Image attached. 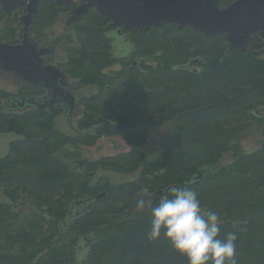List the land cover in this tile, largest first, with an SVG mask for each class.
Returning <instances> with one entry per match:
<instances>
[{
	"label": "trees",
	"instance_id": "trees-1",
	"mask_svg": "<svg viewBox=\"0 0 264 264\" xmlns=\"http://www.w3.org/2000/svg\"><path fill=\"white\" fill-rule=\"evenodd\" d=\"M232 1L221 0V6ZM56 8L43 3L42 25L51 23ZM109 21L91 10L78 30L83 50L70 64L77 72L84 60L82 81L100 88L82 100L85 115L75 135L53 126L57 104H0V132L19 136L0 156V264H188L163 235L148 238L150 207L173 187L190 188L204 212L217 213L220 238L236 234V264H264V142L210 169L236 132L260 123L254 114L264 106L259 36L251 38L247 52H228L222 37L204 38L190 27L133 32V48L146 58L134 69L112 54L105 35ZM194 57L202 60L199 70L182 69ZM115 64L122 69L105 71ZM23 90L31 95L43 89L22 85L17 95L0 89V99L30 97ZM148 122L164 124V135L171 127L177 133L166 135V148L145 162L140 145L146 134L139 125ZM123 123L135 126L117 130ZM103 135L120 136L129 150L73 168L81 159L78 145H94ZM105 170L140 172L111 185ZM143 190L149 193L146 207L138 211Z\"/></svg>",
	"mask_w": 264,
	"mask_h": 264
},
{
	"label": "water",
	"instance_id": "water-1",
	"mask_svg": "<svg viewBox=\"0 0 264 264\" xmlns=\"http://www.w3.org/2000/svg\"><path fill=\"white\" fill-rule=\"evenodd\" d=\"M40 1L29 0L27 4L28 14L23 17L25 26L21 32L23 40L0 43V67L3 71L17 75L22 83L47 89L50 98L41 102L25 97L5 107L20 109L32 105L49 109L58 102L64 104L70 116L76 108L77 96L67 91L66 75L55 65L44 64L43 55L49 54L51 49H40L28 37L32 16H36ZM70 1L56 0V3L68 5ZM0 3L7 12L22 4L19 0H0ZM91 7L108 17L111 20L110 26L122 27L127 31L136 29L146 33L151 28L174 23L178 29L189 26L205 38L223 36L228 52H247L251 38L259 35L264 52V0H235L224 8L219 6V0H86L79 15ZM133 126L134 123H123L118 124L116 129ZM72 167L81 170L83 161H73ZM104 195L105 192L97 198Z\"/></svg>",
	"mask_w": 264,
	"mask_h": 264
},
{
	"label": "rangeland",
	"instance_id": "rangeland-1",
	"mask_svg": "<svg viewBox=\"0 0 264 264\" xmlns=\"http://www.w3.org/2000/svg\"><path fill=\"white\" fill-rule=\"evenodd\" d=\"M79 29L80 27L71 29L66 24L64 13H59L55 17V20L46 27L42 28L40 22L37 23L35 29L36 33L42 32L45 35L46 41L54 42L55 51L51 54L49 59L53 63L58 62L62 65L65 73L67 74V79L70 82L68 88L71 90V92L78 94L81 97L80 104L70 116L67 114L66 107H64L62 104L57 105V113L53 117L52 123L56 129L67 135H75L79 131L77 129L78 121L85 115V105L82 103V100L86 97L96 94L100 88L97 83L82 81L80 76L82 72L80 68L86 63L84 60H82L81 64L77 67V72L70 64V58H72L74 55H78L77 53L79 52L82 53L83 50L82 42L78 39L77 32H79ZM67 35H70L71 39L63 38L67 37ZM74 35H76L77 38ZM121 69V65L115 64L107 68L105 71L109 72L111 70ZM76 73H79V75ZM22 85L26 86L27 84L21 83L18 76L16 77V75L13 73L0 70V89H4L17 95L19 92V87ZM47 94L48 93L46 90H42L39 91V93L36 92L31 95L27 94L26 91L23 90L24 96L35 97L38 101L43 100L41 98ZM9 99L10 98L0 99V104H9ZM258 111L264 113V110L259 109ZM139 127L143 128L146 134L145 141L140 145V151L143 153L145 162H150L156 159L162 150L166 148V135L167 137L173 138V135L177 133V129L170 126L171 128H167V134L165 133L164 135V124L156 125L148 122L139 125ZM240 130L241 131L236 132L235 136L229 141V150L224 153L220 159L210 167V169H218L231 162L234 158V155L250 153L253 150L259 148L262 142H264V124L253 122L248 126H244ZM18 137L19 136L13 132H0V156L6 154L10 141ZM127 150H129V147L125 144V141L117 135H103L96 141L94 145L91 146L83 144L78 145V151L81 160L89 161L98 159L105 155H113L125 152ZM139 172L140 170L134 171L132 173H119L111 170H105L104 175L107 177L109 184L117 185L135 179ZM148 194L149 193L146 190L141 191L138 194V200L143 199L146 202ZM102 231L103 229L97 230V234H102Z\"/></svg>",
	"mask_w": 264,
	"mask_h": 264
},
{
	"label": "clouds",
	"instance_id": "clouds-1",
	"mask_svg": "<svg viewBox=\"0 0 264 264\" xmlns=\"http://www.w3.org/2000/svg\"><path fill=\"white\" fill-rule=\"evenodd\" d=\"M145 201L136 202L138 211L144 210ZM150 240L163 235L173 249L187 257L188 264H236L237 236L228 232L220 238L217 213L204 212L195 191L190 188L170 189L158 203L150 207Z\"/></svg>",
	"mask_w": 264,
	"mask_h": 264
},
{
	"label": "flooded vegetation",
	"instance_id": "flooded-vegetation-1",
	"mask_svg": "<svg viewBox=\"0 0 264 264\" xmlns=\"http://www.w3.org/2000/svg\"><path fill=\"white\" fill-rule=\"evenodd\" d=\"M19 1L22 2L21 6L12 9L10 12H7L4 9V6L0 3V43L22 41L23 40V38L21 37V32L25 26V23L23 21V17L28 14L27 4H28L29 0H19ZM46 2H49L52 5H55L57 7L56 11H55L56 13L53 16L54 18L51 21V23L55 20V17L59 13H62V14L64 13L65 14V22L71 29H76V27H81V25L84 23L85 15L87 13H89V11H91V10H93V11H97V10L95 7H91L87 10L86 13L79 15V11L86 4V0H71L68 5L57 4L56 0H42L39 2L38 6H37L36 16H32L33 19L31 21V26H30V29L28 31V37L31 40H33L40 49H51V52L49 54L43 55V62H44V64L55 65L59 70H61L66 75V80H67L66 89H67V91L71 92V90L68 88V86L70 85V82L67 79V74L65 73L62 65L59 64L58 62L53 63L49 59L51 54L55 51L54 42L53 41H46V37L42 32L36 33V31H35L37 23H39V22H40L42 28L51 24V23H49L47 25H42V23H43L42 22L43 19H41V17H42V6H43V3H46ZM232 2L228 3L226 6H221V0H219V6L221 8H224V7H227L228 5H230ZM110 21L107 24L108 25L107 27L109 29L106 31L105 35L110 41L109 43L111 44L110 46H111L112 54H114V55L117 54L120 57V58H118V59H120L118 61L122 62V64H127L130 68L137 69V67L140 65L139 63L141 62V59H144L145 56H141L140 53H137L138 48H136V47L133 48L134 38L131 37V34L133 32H137L140 35H145L147 32L146 33H140L136 29L131 30V31H127V30H124L122 27H113V26H110V23H111ZM172 24L175 25L177 28L176 24H174V23H172ZM187 27H189V26H187ZM179 30H182V29H179ZM195 32H197V31H195ZM77 33H78V39L81 41L82 37L80 36L79 32H77ZM74 36L76 37V35H74ZM220 37L224 38L223 36H220ZM63 38L71 39V36L67 35V37H63ZM259 38H260V36H259ZM260 40H261V47L257 50V52L260 55L264 56V52L262 51V49H263L262 39L260 38ZM201 63H202V60H200L199 57H194L192 60H190L188 62V64H187L188 68H182V69L199 70ZM119 65H121V64H119ZM0 70H1V67H0ZM5 72H8V71H5ZM9 73H12V72H9ZM16 77H17V75H16ZM19 81L21 82L20 79H19ZM38 89H43V90L47 91V89H44V88H38ZM47 93L48 94L46 96H43L41 98L43 100H39V101L43 102V101L48 100L50 98V93L48 91H47ZM71 93H73V92H71ZM73 94H75V93H73ZM75 95L77 96V105H76V108L71 112V114L77 109L78 105L80 104V100H81V97L78 94H75ZM30 97H32V96H30ZM20 98H25V97H19V99ZM32 98H35V97H32ZM10 102L11 101H9V103ZM56 104L60 105L61 103L57 102V103H55V105ZM62 105L64 106V104H62ZM259 109L264 110V106L259 107ZM258 110H255L254 114L257 118L260 119V121H259L260 124H264V113L260 112Z\"/></svg>",
	"mask_w": 264,
	"mask_h": 264
}]
</instances>
